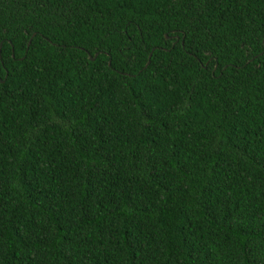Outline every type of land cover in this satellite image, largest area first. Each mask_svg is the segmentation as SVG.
I'll return each instance as SVG.
<instances>
[{"label": "trees", "instance_id": "obj_1", "mask_svg": "<svg viewBox=\"0 0 264 264\" xmlns=\"http://www.w3.org/2000/svg\"><path fill=\"white\" fill-rule=\"evenodd\" d=\"M0 264H264V0H0Z\"/></svg>", "mask_w": 264, "mask_h": 264}, {"label": "water", "instance_id": "obj_2", "mask_svg": "<svg viewBox=\"0 0 264 264\" xmlns=\"http://www.w3.org/2000/svg\"><path fill=\"white\" fill-rule=\"evenodd\" d=\"M164 36L166 37V35H164ZM175 39H177V36H175ZM28 43H29V42H27V44H26V48H27V46H28ZM151 50H152V49H151ZM95 55H96V53H95L93 56L89 57V59L92 60V59L95 57ZM150 55H151V52L148 53V60L145 62L144 67L148 64V61H149V57H150ZM144 67H143V68H144ZM1 81H2V80H1Z\"/></svg>", "mask_w": 264, "mask_h": 264}]
</instances>
